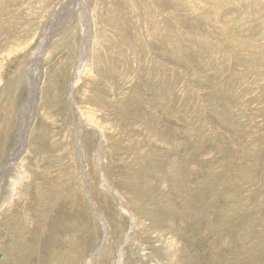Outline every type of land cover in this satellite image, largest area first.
Instances as JSON below:
<instances>
[{"label":"rangeland","instance_id":"obj_1","mask_svg":"<svg viewBox=\"0 0 264 264\" xmlns=\"http://www.w3.org/2000/svg\"><path fill=\"white\" fill-rule=\"evenodd\" d=\"M1 172L0 264H264V0H0Z\"/></svg>","mask_w":264,"mask_h":264},{"label":"bare ground","instance_id":"obj_2","mask_svg":"<svg viewBox=\"0 0 264 264\" xmlns=\"http://www.w3.org/2000/svg\"><path fill=\"white\" fill-rule=\"evenodd\" d=\"M34 83H35V81H34ZM35 89V88H34ZM34 89H33V91H34ZM35 95V93H33V97H31V98H33L32 100H31V103H30V106H29V112L27 113V116H26V120H25V123L23 124V142H25V136H26V134H27V131H28V128H29V125H30V123H31V120L33 119V117L35 116L34 115V109H35V104H36V96H34ZM37 95V94H36ZM22 169H23V167H22ZM5 171V170H4ZM3 171V172H4ZM24 171H26V170H24ZM1 177H2V172H1V174H0V184H1ZM3 180V179H2ZM17 185V184H16ZM18 187V186H17Z\"/></svg>","mask_w":264,"mask_h":264}]
</instances>
